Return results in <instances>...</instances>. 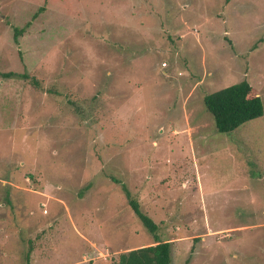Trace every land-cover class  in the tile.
<instances>
[{"label": "rangeland", "instance_id": "1", "mask_svg": "<svg viewBox=\"0 0 264 264\" xmlns=\"http://www.w3.org/2000/svg\"><path fill=\"white\" fill-rule=\"evenodd\" d=\"M0 72L31 77H0V264L150 245L127 190L173 264H264V116L221 133L204 104L264 105V0H0Z\"/></svg>", "mask_w": 264, "mask_h": 264}, {"label": "trees", "instance_id": "2", "mask_svg": "<svg viewBox=\"0 0 264 264\" xmlns=\"http://www.w3.org/2000/svg\"><path fill=\"white\" fill-rule=\"evenodd\" d=\"M30 24H28L29 26ZM26 28L15 29V40L25 33ZM20 77L31 79L28 74L15 72L1 73L0 77ZM35 87H41L39 81L32 78ZM53 91V90H52ZM206 109L213 116L215 125L221 133H232L246 123L264 116V105L258 89L247 80L224 88L220 91L208 94L204 97ZM115 182L120 183L115 179ZM129 205L145 228L153 235L154 242L151 245L128 249L118 254L113 264H173L172 242L161 240L159 237V225L143 213L138 200L127 190ZM33 249L30 248L26 255L27 264H30Z\"/></svg>", "mask_w": 264, "mask_h": 264}, {"label": "crops", "instance_id": "3", "mask_svg": "<svg viewBox=\"0 0 264 264\" xmlns=\"http://www.w3.org/2000/svg\"><path fill=\"white\" fill-rule=\"evenodd\" d=\"M250 179H252V178H250ZM212 233L214 234L215 232H212ZM167 241H174V239H170V240H167ZM151 244H153V243H151ZM135 248H137V247H135ZM131 249H133V248H131Z\"/></svg>", "mask_w": 264, "mask_h": 264}]
</instances>
